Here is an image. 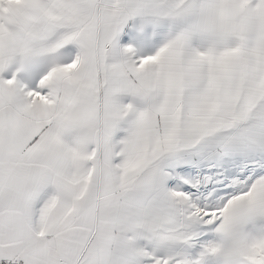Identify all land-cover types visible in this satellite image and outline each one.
<instances>
[{"label": "snow or ice", "instance_id": "snow-or-ice-1", "mask_svg": "<svg viewBox=\"0 0 264 264\" xmlns=\"http://www.w3.org/2000/svg\"><path fill=\"white\" fill-rule=\"evenodd\" d=\"M0 264H264V0H0Z\"/></svg>", "mask_w": 264, "mask_h": 264}]
</instances>
